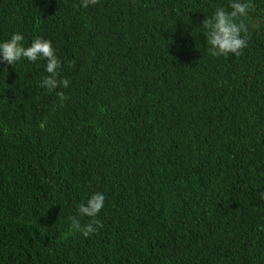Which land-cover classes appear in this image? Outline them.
<instances>
[{
  "label": "trees",
  "instance_id": "1",
  "mask_svg": "<svg viewBox=\"0 0 264 264\" xmlns=\"http://www.w3.org/2000/svg\"><path fill=\"white\" fill-rule=\"evenodd\" d=\"M227 5L0 0V41H52L69 81L0 65V264H264V24L210 56L200 24ZM96 192L103 227L66 236Z\"/></svg>",
  "mask_w": 264,
  "mask_h": 264
},
{
  "label": "clouds",
  "instance_id": "2",
  "mask_svg": "<svg viewBox=\"0 0 264 264\" xmlns=\"http://www.w3.org/2000/svg\"><path fill=\"white\" fill-rule=\"evenodd\" d=\"M97 0H80L81 8L94 6ZM254 5L252 0H228L227 7H217L211 16H205L200 26V33L205 37L207 52L212 57L239 56L248 45L249 33L252 29H259L264 20L250 21V13ZM24 35L15 32L10 38L0 41V65H14L22 60L30 63L44 61L45 75L39 87L47 92L57 88H68L67 79H58L61 61L56 54L52 41L37 37L29 46L24 45ZM6 70V69H2ZM57 98L63 101L62 92H56ZM264 196V194H262ZM105 195L102 192L91 194L88 199L77 208V215L71 218L69 231L66 236L80 234L84 237L99 231L103 227L98 216L105 207ZM81 217L90 218V222L81 223Z\"/></svg>",
  "mask_w": 264,
  "mask_h": 264
}]
</instances>
